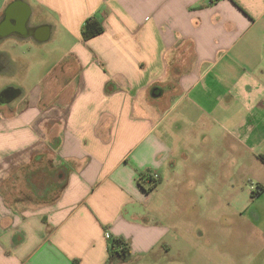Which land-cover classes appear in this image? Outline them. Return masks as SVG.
I'll return each mask as SVG.
<instances>
[{"label":"crops","instance_id":"1","mask_svg":"<svg viewBox=\"0 0 264 264\" xmlns=\"http://www.w3.org/2000/svg\"><path fill=\"white\" fill-rule=\"evenodd\" d=\"M28 45L62 54L31 86ZM0 52L23 102L0 118V264H133L170 234L141 173L164 190L264 167V0H0Z\"/></svg>","mask_w":264,"mask_h":264},{"label":"rangeland","instance_id":"2","mask_svg":"<svg viewBox=\"0 0 264 264\" xmlns=\"http://www.w3.org/2000/svg\"><path fill=\"white\" fill-rule=\"evenodd\" d=\"M54 46L48 44L46 48L52 50ZM14 50L16 56H25L31 62L27 86L43 80L62 55L41 52L37 45ZM19 81L15 75L4 72L0 76V90L19 85ZM22 103L16 99L13 104L18 108ZM244 176L243 181L214 187L199 184L194 188L187 182L170 183L161 190L153 185L156 198L149 206V214L155 221L170 226V234L164 245L156 246L133 264H264V190L258 192V187L264 185V167L250 172L248 179L245 173ZM21 193L24 201H37L34 196Z\"/></svg>","mask_w":264,"mask_h":264},{"label":"trees","instance_id":"3","mask_svg":"<svg viewBox=\"0 0 264 264\" xmlns=\"http://www.w3.org/2000/svg\"><path fill=\"white\" fill-rule=\"evenodd\" d=\"M104 30L105 28L101 21H99L97 17L91 16L85 21L83 25L82 35L85 40H88L94 36H97L98 34H101ZM147 176L151 181L156 180L155 182L153 181L152 186L148 188L149 190H152L153 185L157 184L158 179H156L150 172H145L140 174L139 181L141 182L142 180H146ZM258 189V192L264 190V185H260ZM109 254L112 261L121 260L123 262H127L132 258L130 244L123 237L111 236Z\"/></svg>","mask_w":264,"mask_h":264},{"label":"flooded vegetation","instance_id":"4","mask_svg":"<svg viewBox=\"0 0 264 264\" xmlns=\"http://www.w3.org/2000/svg\"><path fill=\"white\" fill-rule=\"evenodd\" d=\"M7 16L4 17L3 21H7ZM9 67L7 54L0 52V76L2 73L6 72V69ZM11 97L10 100L5 101L6 97ZM19 90L14 85H9L2 87L0 90V118L4 117L5 109H15L14 102L19 97Z\"/></svg>","mask_w":264,"mask_h":264},{"label":"water","instance_id":"5","mask_svg":"<svg viewBox=\"0 0 264 264\" xmlns=\"http://www.w3.org/2000/svg\"><path fill=\"white\" fill-rule=\"evenodd\" d=\"M27 20H28V18H26V21H24V22L22 21V22L25 23V22H27ZM17 23H18V20H17ZM23 23H22V24H23ZM10 99H11V97L8 96V97L5 98V101H8V100H10Z\"/></svg>","mask_w":264,"mask_h":264}]
</instances>
